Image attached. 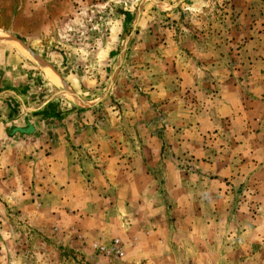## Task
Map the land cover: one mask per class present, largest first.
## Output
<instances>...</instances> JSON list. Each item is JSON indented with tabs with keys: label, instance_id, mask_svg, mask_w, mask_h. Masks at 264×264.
<instances>
[{
	"label": "rangeland",
	"instance_id": "1",
	"mask_svg": "<svg viewBox=\"0 0 264 264\" xmlns=\"http://www.w3.org/2000/svg\"><path fill=\"white\" fill-rule=\"evenodd\" d=\"M0 53L6 113L56 95L0 134V264H264V0H0ZM64 148L142 172L107 230L60 213Z\"/></svg>",
	"mask_w": 264,
	"mask_h": 264
},
{
	"label": "crops",
	"instance_id": "2",
	"mask_svg": "<svg viewBox=\"0 0 264 264\" xmlns=\"http://www.w3.org/2000/svg\"><path fill=\"white\" fill-rule=\"evenodd\" d=\"M30 56L34 61V56ZM0 57L2 58L1 53ZM46 66L48 67V65ZM47 79L58 88H63V85L57 80V78V83L51 81L49 78ZM3 92L4 91H0V134L5 137V139L8 137L7 128L9 122L10 124H16V119L21 117L25 111L28 112L30 116L35 115L34 117H37L38 114L35 113H37V111H40V113L43 112L44 109L48 108L49 104L53 106L54 101H51V99L56 97L53 90H43L40 98L38 99V96L37 100L36 98L31 99V97H34L31 96L29 98L30 101H32L31 103L21 101L23 98L22 96H19L20 102H16L18 107H13L10 111L6 110L7 114L4 111V102L6 99H4L5 96L2 94ZM16 98L18 99V96H16ZM50 101L52 103H50ZM55 102H58V100H55ZM2 107L4 112H2ZM64 108L67 107L65 106ZM11 118H14L15 120L12 122L11 120L9 121ZM71 138L72 137H69L68 139ZM107 144L112 148L114 142L109 140L107 141ZM0 150V152H2V147ZM64 150L65 153L63 154V160L60 158L57 159L54 151V157L51 158V161L49 162V171L52 172L51 180L54 185H58L50 190L52 196L58 197L61 209H64L61 210L60 213H65V211H67L72 216L77 217V220H80L82 224L84 223L85 227L88 223L93 222L92 224L96 225L97 228H101V230L105 231L108 229L107 227L110 223L109 219L117 218L119 220V214H121L122 210L129 211L132 206L138 203V201L134 203V200L131 198V188L136 187L137 185L138 188L140 187L139 191H137L138 197L143 196L144 192L141 183L136 182L137 177L140 179L137 174H142V172L140 173V170H135L133 163L134 159L119 161L118 159H120V157H117L115 160V156L120 155H118V152L114 151L116 150L114 149L111 152L99 153L97 158L93 157L95 162H101L100 165L92 166V164H90L91 161L88 159L90 162H81V164H87L81 168L78 164L74 163L75 160H72V156H69L68 151H66L65 148ZM4 154L5 151L2 152L1 157L5 156ZM75 156L77 155H73V157ZM128 156L132 155H127V159L129 158ZM82 160L85 161L84 158ZM82 190H84V194L80 195ZM77 191L79 195L77 194Z\"/></svg>",
	"mask_w": 264,
	"mask_h": 264
},
{
	"label": "built area",
	"instance_id": "3",
	"mask_svg": "<svg viewBox=\"0 0 264 264\" xmlns=\"http://www.w3.org/2000/svg\"><path fill=\"white\" fill-rule=\"evenodd\" d=\"M95 248L97 249V250H100L101 252H104V253H110L112 250H115V252L118 254V255H121V253L118 251V249H117V247L116 246H113L112 248H110V249H108V248H106V247H104V246H97V245H95Z\"/></svg>",
	"mask_w": 264,
	"mask_h": 264
},
{
	"label": "bare ground",
	"instance_id": "4",
	"mask_svg": "<svg viewBox=\"0 0 264 264\" xmlns=\"http://www.w3.org/2000/svg\"><path fill=\"white\" fill-rule=\"evenodd\" d=\"M18 48H20L19 46H18ZM34 61H35V59H34ZM40 62V61H39ZM41 63V62H40ZM44 73H45V75L47 76V78H49L51 81H53V82H56L57 80H56V78H55V76L52 74V72H50L48 69H44ZM57 83V82H56Z\"/></svg>",
	"mask_w": 264,
	"mask_h": 264
}]
</instances>
